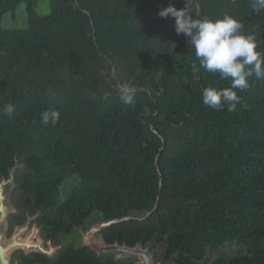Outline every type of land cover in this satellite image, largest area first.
I'll return each mask as SVG.
<instances>
[{
    "label": "trees",
    "instance_id": "1",
    "mask_svg": "<svg viewBox=\"0 0 264 264\" xmlns=\"http://www.w3.org/2000/svg\"><path fill=\"white\" fill-rule=\"evenodd\" d=\"M196 2L203 16L235 17L264 54V12H252L249 0ZM19 4L26 27L4 29L3 15ZM169 4L186 6L49 0L39 15L37 0H0V180L23 163L19 188L40 212L46 241L97 215L115 221L99 232L106 245L162 243L165 259L197 264L235 242L244 256L212 264H264V80L234 89L235 111L204 105V88L231 80L201 68L174 18L157 15ZM125 86L131 105L120 99ZM69 175L76 182L60 200ZM21 262L101 264L72 246Z\"/></svg>",
    "mask_w": 264,
    "mask_h": 264
},
{
    "label": "clouds",
    "instance_id": "2",
    "mask_svg": "<svg viewBox=\"0 0 264 264\" xmlns=\"http://www.w3.org/2000/svg\"><path fill=\"white\" fill-rule=\"evenodd\" d=\"M184 2L186 6L181 9L173 4L161 7L157 15L174 18L176 34L185 36L201 68L213 75L218 74L220 79L231 80L230 88H204L203 104L217 111H223L226 106L227 111H235L241 98L234 89L248 88L250 78L264 80V54L256 50L254 37L245 35L243 24L232 15L209 18L201 14V6L196 0ZM249 4L252 12H264V0H249ZM120 99L126 105L134 103V95L126 86L121 88ZM13 111L12 104L2 109L3 114L9 116ZM48 120L49 116L45 114L43 121L47 123Z\"/></svg>",
    "mask_w": 264,
    "mask_h": 264
},
{
    "label": "rangeland",
    "instance_id": "3",
    "mask_svg": "<svg viewBox=\"0 0 264 264\" xmlns=\"http://www.w3.org/2000/svg\"><path fill=\"white\" fill-rule=\"evenodd\" d=\"M36 12L39 15H47L49 12V0H37ZM2 27L4 29H22L26 27V13L23 4H19L15 9L14 13L6 12L3 15ZM15 165L16 166H14L12 172H10L11 175L14 177L15 182L13 183V185L5 186L4 189L6 192L5 195L8 213H11L10 215H12V213L25 215V222L28 217L32 218L28 232L30 233L32 228L35 227V239L41 238L44 241V247L53 248L55 253H58L62 248L67 246H72L74 248L80 247L83 240V236L88 232L90 228L96 227L100 223V219L98 218V216L93 215L88 219L85 226L73 227L70 233L68 234L58 235L52 238L50 241L44 240L41 234V229L37 225V221L41 216L40 212L38 210H35L32 207V204H29L26 207L23 205L24 196L20 193L19 186L24 175L27 174L26 168L24 167L21 161H18ZM75 182L76 178L72 175H69L65 178L64 182L60 187V200H64L66 198L67 193L71 190ZM91 242L102 243L99 233L94 234L91 237ZM164 247L165 246L162 243H150L142 249L145 250L148 256L150 257L151 264H174L173 258L175 257V255H173L168 260L164 258ZM24 254H26L24 251L21 252L16 250L14 252H11L9 257L11 264H18L19 258H21V256H24ZM244 255L245 247L238 245L235 242H232L227 243L217 249L208 250L204 256V259L198 262L197 264H212L219 259H231ZM110 257L115 259L119 257V254L113 252L102 253L101 262L106 264V262H108V258ZM118 262V264H139V259L136 257L133 258L129 256H123L121 259L118 260Z\"/></svg>",
    "mask_w": 264,
    "mask_h": 264
},
{
    "label": "water",
    "instance_id": "4",
    "mask_svg": "<svg viewBox=\"0 0 264 264\" xmlns=\"http://www.w3.org/2000/svg\"><path fill=\"white\" fill-rule=\"evenodd\" d=\"M13 168L10 170V172H12ZM12 182L13 176L11 175V173L8 179L3 178L0 181V264H10L9 255L11 251L16 249L18 246H23L26 252L34 250L37 253L43 254L47 257H51L54 253L53 248L49 247L48 249H45L42 246L41 240H39V242L36 244H31L29 242L30 237L36 232L35 227L32 228L31 235L29 236V238H27L23 242H18L20 241L18 236L22 233V231H19L10 241H5V219L8 213V208L6 205V199L3 194V190L5 186L9 185ZM114 223L115 221L106 223L100 222L98 226L90 228L88 232L83 236L82 247L89 248L97 255H101L102 253L113 252L119 254L118 259L122 258L123 256H129L133 258L137 257L139 259V264H151L150 257L140 245H137L134 248H128L125 245L119 246L117 243H115L114 245H106L103 243L91 242V237L94 234H98L103 228H106Z\"/></svg>",
    "mask_w": 264,
    "mask_h": 264
},
{
    "label": "flooded vegetation",
    "instance_id": "5",
    "mask_svg": "<svg viewBox=\"0 0 264 264\" xmlns=\"http://www.w3.org/2000/svg\"><path fill=\"white\" fill-rule=\"evenodd\" d=\"M9 176H10V173H9ZM3 178H5V177H2L1 178V180L3 179ZM9 178V177H8ZM8 178H5V179H8ZM0 180V181H1ZM15 182V180H14V177H13V183ZM13 185V184H12ZM7 186H10V184L9 185H7ZM20 187V186H19ZM4 189H5V187H4ZM20 189V188H19ZM5 190H3V194H4V196H5V199H6V195H5ZM20 193L24 196L23 197V205L25 206V202H24V200H25V195L20 191ZM26 207V206H25ZM11 214V213H10ZM9 213H7V216H6V219H5V223H6V225H5V234H4V239H5V241H10L19 231H22V233L18 236V238L20 239V241H24V240H26L28 237H29V235H31V232L29 233L28 231H29V228H30V222L32 221V218H27L26 219V222H25V215H22V214H18V213H16V214H13L12 213V215H10ZM10 215V216H9ZM28 232V233H27ZM27 233V234H26ZM34 238V239H33ZM33 238L31 239V241L33 242L32 244H36L39 240H41L42 241V246L44 247V245H43V243H44V241L41 239V238H38V239H35V235L33 236ZM102 240V239H101ZM83 241V240H82ZM102 243L103 244H105L103 241H102ZM81 248H85V247H82V243H81V246H80ZM80 247H78V248H80ZM45 248V247H44ZM45 249H48V248H45ZM89 249V248H88ZM24 251V249H14V250H12L11 252H14V251ZM25 252V251H24ZM26 254H24V256H21V258H19V263L18 264H22V262H21V260H22V258L23 257H27V256H30L31 254H40V253H37V252H35L34 250H31L30 251V253L29 252H25ZM57 253H55V251H54V253H53V255L51 256V257H47V258H53L55 255H56ZM96 254V253H95ZM41 255H43V254H41ZM102 255V254H101ZM101 255H97L96 254V256H97V258H99L100 259V261H101ZM43 256H45V255H43ZM9 257H10V255H9ZM119 259H121V258H119ZM118 258H113V261H114V263H116V264H118L119 262H118V260H119ZM110 261V258H108V262ZM9 262H10V264H11V261H10V258H9ZM108 262H106V263H108ZM101 264H105V263H102L101 262Z\"/></svg>",
    "mask_w": 264,
    "mask_h": 264
},
{
    "label": "bare ground",
    "instance_id": "6",
    "mask_svg": "<svg viewBox=\"0 0 264 264\" xmlns=\"http://www.w3.org/2000/svg\"><path fill=\"white\" fill-rule=\"evenodd\" d=\"M12 184H13V182L10 183V185H12ZM34 235H35V234H34ZM34 235H32V236L30 237V239H29V242H30L31 244L33 243V242L31 241V239L33 238ZM29 236H30V235H29ZM28 238H29V237H28ZM19 240H20V239H19ZM18 242H23V241H18ZM38 242H39V241H38ZM38 242H37V243H38ZM20 248H21V249H24L23 246H18L16 249H20ZM24 251H25V250H24ZM25 252H26V251H25ZM136 258H137V257H136Z\"/></svg>",
    "mask_w": 264,
    "mask_h": 264
}]
</instances>
